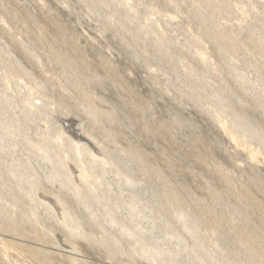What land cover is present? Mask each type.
<instances>
[{"label": "rangeland", "instance_id": "rangeland-1", "mask_svg": "<svg viewBox=\"0 0 264 264\" xmlns=\"http://www.w3.org/2000/svg\"><path fill=\"white\" fill-rule=\"evenodd\" d=\"M0 264H264V0H0Z\"/></svg>", "mask_w": 264, "mask_h": 264}]
</instances>
